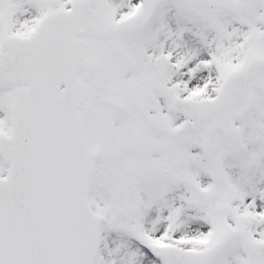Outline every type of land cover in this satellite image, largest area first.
<instances>
[{"label": "snow or ice", "instance_id": "1", "mask_svg": "<svg viewBox=\"0 0 264 264\" xmlns=\"http://www.w3.org/2000/svg\"><path fill=\"white\" fill-rule=\"evenodd\" d=\"M0 264H264V0H0Z\"/></svg>", "mask_w": 264, "mask_h": 264}]
</instances>
